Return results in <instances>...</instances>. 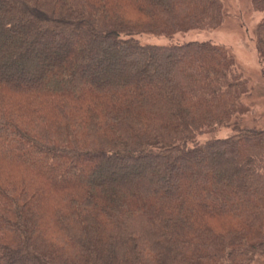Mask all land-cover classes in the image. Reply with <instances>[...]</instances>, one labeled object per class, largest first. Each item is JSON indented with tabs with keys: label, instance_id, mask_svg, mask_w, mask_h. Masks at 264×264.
<instances>
[{
	"label": "trees",
	"instance_id": "16d2710c",
	"mask_svg": "<svg viewBox=\"0 0 264 264\" xmlns=\"http://www.w3.org/2000/svg\"><path fill=\"white\" fill-rule=\"evenodd\" d=\"M225 18L224 0H0V264L264 257L249 80L224 45L138 39ZM254 38L264 62V16Z\"/></svg>",
	"mask_w": 264,
	"mask_h": 264
},
{
	"label": "rangeland",
	"instance_id": "374dc122",
	"mask_svg": "<svg viewBox=\"0 0 264 264\" xmlns=\"http://www.w3.org/2000/svg\"><path fill=\"white\" fill-rule=\"evenodd\" d=\"M224 8L226 18L215 29L190 30L178 33L172 38L144 35L138 39L142 43L154 44L183 43L198 40L224 45L234 56L239 70L249 80L251 87L250 95L244 100L250 110L243 117L244 123L264 129V62L258 54L254 38V29L257 23L262 20L264 13L253 10L251 0H224ZM119 56L120 53L115 55V61L117 59L120 66H126L125 64L128 61L120 60ZM25 75L27 77L28 73H25ZM230 133L231 130L223 129L216 134L205 136L208 138L216 135L226 137ZM205 136L201 140H204ZM106 173V177H120L113 167L109 168ZM121 175L130 177L131 173L123 170ZM254 264H264V257L257 260Z\"/></svg>",
	"mask_w": 264,
	"mask_h": 264
}]
</instances>
